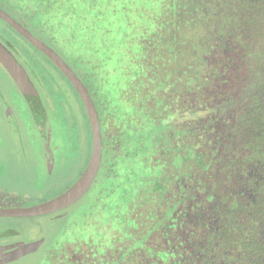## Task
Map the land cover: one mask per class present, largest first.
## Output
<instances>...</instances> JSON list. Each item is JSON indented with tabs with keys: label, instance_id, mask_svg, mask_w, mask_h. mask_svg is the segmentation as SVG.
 Segmentation results:
<instances>
[{
	"label": "trees",
	"instance_id": "16d2710c",
	"mask_svg": "<svg viewBox=\"0 0 264 264\" xmlns=\"http://www.w3.org/2000/svg\"><path fill=\"white\" fill-rule=\"evenodd\" d=\"M122 1L144 10L138 0H0L51 45L67 19L63 28L75 21L104 35L91 42L108 59L127 42L133 65L122 118L134 125L118 141L100 126L99 187L83 231L63 225L50 251L81 241L89 247L80 264H264V0H159L137 32L116 17ZM46 58L39 70L53 79ZM142 119L151 126L141 135ZM167 137L179 148H163ZM158 142L160 172L139 154Z\"/></svg>",
	"mask_w": 264,
	"mask_h": 264
},
{
	"label": "rangeland",
	"instance_id": "374dc122",
	"mask_svg": "<svg viewBox=\"0 0 264 264\" xmlns=\"http://www.w3.org/2000/svg\"><path fill=\"white\" fill-rule=\"evenodd\" d=\"M138 1L139 7L147 11L134 12L130 5L122 1L124 6L118 8L116 14L119 19L124 18L128 23L127 27L130 24L132 31L136 32L139 25L149 23L148 17H154L153 10L159 5V0ZM133 12L134 18H132ZM66 20H61L59 37L51 42L52 45L84 78L95 106L101 114V116L98 114L100 119L108 118V122L100 120V126L105 130L107 139L118 141L117 136L122 130L127 137V126L130 128L134 123L131 120L123 121L122 114L130 113L127 104L134 100L135 93L134 89L130 95H126L127 81L133 72L129 50L126 47L127 42L123 46H116L113 57L108 59V50L99 53L91 42V39L99 36L97 33L94 34L95 31L91 33L79 31L75 21L73 27L63 28ZM135 35L128 32L126 41L135 39ZM99 38L105 39V36L101 34ZM116 38L118 41L121 40L119 35ZM14 48L20 61L31 67L34 74L36 73L40 88L48 99L42 114L41 129L40 126L35 125L34 116H30V111L16 84L0 66V200L18 203V206H28L54 197L77 180L88 163L92 141L87 113L73 100L71 91L66 93L63 90L62 79L58 76H54V80L46 76L43 78L39 69L44 68L36 62L38 58L25 47ZM69 97L72 102L68 100ZM150 102L151 100L147 104ZM5 105L9 107L10 122L4 117ZM121 122L124 123L123 126L119 124ZM142 122L146 124L145 128ZM119 125L123 128L121 129ZM150 126V123L142 119L137 126L140 129L138 132L141 134V130L145 131ZM158 134L157 129L152 133L155 140ZM123 141L126 139L124 138ZM152 148H154L153 152L149 154L144 155V152L139 154L142 156L141 159L146 157L144 161L148 166L154 165L160 172L161 168L157 167V164L164 156L159 151L160 145L159 148L155 145ZM97 187H99V178L96 176L89 190L66 208L67 215L62 219L60 218L62 215L52 217L51 214L34 217H0V242L13 240L31 242L39 238L45 239L40 248L8 264H48L49 261L50 264H62L64 259L68 261L66 257H71L72 252H75V256L71 259V263L80 264V261H86L88 258L85 254L89 246L87 247L84 242L78 241L76 245L67 242L63 246V251L56 253L54 250L58 249L56 241L62 236L63 225L72 222L74 230L83 231L85 217L81 215L96 194ZM109 198L107 197L106 200ZM50 249L54 250L50 251Z\"/></svg>",
	"mask_w": 264,
	"mask_h": 264
},
{
	"label": "water",
	"instance_id": "95a60500",
	"mask_svg": "<svg viewBox=\"0 0 264 264\" xmlns=\"http://www.w3.org/2000/svg\"><path fill=\"white\" fill-rule=\"evenodd\" d=\"M0 17L19 34H21L27 41L50 58L52 62L63 72L77 91L88 116L92 141L91 154L85 169L77 180L63 192L45 201L28 206L0 207V217H34L55 213L78 201L89 190L98 173L102 155V135L98 112L87 87L69 66V64L57 53V51H55V49L41 39L37 38L29 29H27L1 7ZM1 61L10 73L24 98L30 104L34 117L40 122L43 114L41 101L32 81L23 69V66L14 60H6L4 56L1 57ZM61 215L62 214H57L55 217H60ZM44 240V238H39L31 242L17 241L13 244L2 247L15 248L11 251V257L9 258V260H15L23 255L37 250Z\"/></svg>",
	"mask_w": 264,
	"mask_h": 264
},
{
	"label": "flooded vegetation",
	"instance_id": "af4514ba",
	"mask_svg": "<svg viewBox=\"0 0 264 264\" xmlns=\"http://www.w3.org/2000/svg\"><path fill=\"white\" fill-rule=\"evenodd\" d=\"M2 9H4L2 6H0ZM5 10V9H4ZM7 13H9L7 10H5ZM10 14V13H9ZM11 15V14H10ZM12 16V15H11ZM13 17V16H12ZM16 19V18H15ZM17 20V19H16ZM19 21V20H17ZM22 25H24L21 21H19ZM25 26V25H24ZM27 29H29L37 38L41 39L42 41H44L45 43H47L49 46H51L53 49H55L51 44H49L46 40H44L43 38H41L40 36H38L34 31H32L30 28H28L27 26H25ZM25 47L29 52H31L32 54H34L38 60L36 61L37 63H42L44 65V63H49L48 60H47V56L45 54H43L39 49H37L34 45H32L29 41H27L21 34H19L13 27H11L10 25H8L1 17H0V66L10 75V73L8 72V70L5 68V66L3 65L2 61H1V57L4 56L6 60H14L16 61L17 63H19L20 65L23 66V69L25 70V72L27 73L29 79L32 81L38 95H39V98H40V101H41V106H42V109H43V113H44V110H45V103L46 101H48L47 97L44 96V92L41 90L40 88V82L37 80V76L34 74L33 75V72H31V68L26 65V64H23L21 61H20V57L18 58V54L15 50L14 47ZM8 49V50H7ZM55 51H57V53L69 64V66L73 69V71L78 75V77L82 80V82L84 83V85L87 87L88 91H89V94L90 96L92 97V94H91V91L89 90V87L86 85L84 79L80 76V74L75 70V68L72 66V64L67 61V59L58 51L55 49ZM22 60V59H21ZM49 60L52 62V60L49 58ZM52 64L56 67V71L53 70L52 72V75L53 77L54 76H58L60 77V79H62V82H61V85L63 87V90L66 91V93H68L69 91H71V88L69 85H72L70 83V81L67 79V77L63 74V72L52 62ZM53 65H51L53 67ZM51 66H49L51 68ZM53 69V68H52ZM11 77V75H10ZM12 78V77H11ZM66 79V81L64 79ZM13 80V79H12ZM14 81V80H13ZM59 82V81H58ZM15 83V82H14ZM68 83V84H67ZM16 84V83H15ZM17 86V85H16ZM73 86V85H72ZM18 88V87H17ZM74 88V87H73ZM19 90V88H18ZM20 91V90H19ZM77 92V91H76ZM21 93V91H20ZM22 94V93H21ZM71 94H72V98L73 100L76 102V104H78V101H77V98L73 95L72 91H71ZM23 96V94H22ZM79 96V95H78ZM24 98V96H23ZM93 99V98H92ZM25 100V103L30 111V116H34L32 115L33 112H32V109H31V106L30 104L28 103V101L24 98ZM70 102H72L73 100L68 99ZM79 105V104H78ZM5 115L4 117L10 122V119L9 117L10 116V113H9V107L7 105H5ZM35 118V117H34ZM36 123L35 125L37 126H40L41 129H42V121L40 120V122L35 118V122ZM100 123V121H99ZM159 132V131H158ZM171 134L168 135V137H171L174 135V131L173 130H170L169 131ZM159 136V134H158ZM165 138V140H167L165 142L166 146H163L166 147V148H179V145L177 144L176 146L170 144V142H173V141H170L169 139ZM20 138V137H19ZM158 141L160 140V137L157 138ZM163 140V139H162ZM186 140V139H185ZM178 143H179V139L177 140ZM174 142H176L174 140ZM163 144H164V140H163ZM164 144V145H165ZM159 142L157 143V145H155V147L159 148ZM160 148H161V145H160ZM184 148H190L189 147V143L188 141L186 140V145L184 146ZM170 152V151H169ZM89 153L91 154V151H89ZM163 155V154H162ZM169 155V153H168ZM90 158V156H89ZM101 159H102V155H101ZM89 161V160H88ZM101 164V163H100ZM98 174V173H97ZM97 176V175H96ZM96 178V177H95ZM95 180V179H94ZM56 196V195H55ZM25 200V199H24ZM23 200V201H24ZM21 203H25V202H21ZM20 203V204H21ZM19 204H13V203H8V202H4V201H1L0 200V207H9V206H18ZM61 211V210H60ZM60 211L58 212H55V213H50L52 217H55L57 214H62ZM7 218V217H6ZM17 242V240H13V241H4V242H0V264H8L9 262H12L13 260H9V258L11 257V251L15 248H3L2 246H6V245H9V244H13ZM44 243V242H43ZM42 243V244H43ZM41 244V245H42ZM40 245V246H41ZM40 246L38 248H40ZM24 256V255H23ZM75 256V252H72V256L71 257H66L68 259V263L69 264H73V262L71 263V259H73ZM20 258V257H19ZM75 262H78L77 260H75Z\"/></svg>",
	"mask_w": 264,
	"mask_h": 264
}]
</instances>
